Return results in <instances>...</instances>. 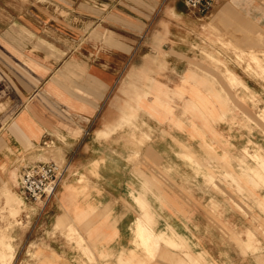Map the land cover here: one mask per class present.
I'll return each instance as SVG.
<instances>
[{"label":"crops","instance_id":"obj_1","mask_svg":"<svg viewBox=\"0 0 264 264\" xmlns=\"http://www.w3.org/2000/svg\"><path fill=\"white\" fill-rule=\"evenodd\" d=\"M246 50L264 51V0H217L207 17L184 0H0V194L44 162L34 149L69 164L49 235L17 238L35 264H88L71 228L98 264H264V80ZM246 148L260 157L244 168ZM216 167L233 170L218 191ZM136 199L178 249L143 248Z\"/></svg>","mask_w":264,"mask_h":264},{"label":"rangeland","instance_id":"obj_2","mask_svg":"<svg viewBox=\"0 0 264 264\" xmlns=\"http://www.w3.org/2000/svg\"><path fill=\"white\" fill-rule=\"evenodd\" d=\"M210 28L218 33V28H216L215 26L211 25ZM225 29L228 28L225 27ZM233 37L234 36L220 41L233 50ZM239 58L245 64L247 68L246 73L249 77L260 78L264 80V51L255 53L252 50H246L244 53H242V55L240 54ZM225 66L227 68L228 64H226ZM225 72L226 74H228L227 81L230 84L229 89L232 93H235V91L240 88V84H238L240 80L231 70L228 69L227 71L226 69ZM246 91L252 93L249 90ZM259 113L260 120H257L255 122L257 123V125L259 124L262 128H264V109L259 111ZM247 120L252 122L254 121V118L252 119L251 117H248ZM39 152L41 153V151L35 149L33 150V162L50 161V155L44 154L46 153V151H43L44 153H42L45 156L44 158L36 156V154ZM242 155V167L244 168H246V162H250L251 159L257 162L258 157H260V155L256 151L254 153H251V150H248L247 148L244 149ZM53 161L58 162L57 160ZM260 166L264 170L263 160L260 162ZM197 167V172H199V175H201L202 167L199 165H197ZM227 168L229 167H223L222 169H224L225 172L228 173ZM222 169L220 167H216L215 171H211L212 175L214 176L211 177L210 181H208V184L214 186L216 191H218V187L215 184V173L222 172ZM229 169L232 170L231 168ZM255 189L261 190L262 187L260 186V184H258L257 186H255ZM13 199L19 200L20 203L18 204V208L17 204L15 202H12ZM21 200L23 201L20 192H17L13 188L9 190V193L4 189V191L0 194V264H35L36 260L38 259V254L37 252H35V249L38 248L36 244L33 243V240H31L27 245H19L20 241H17V238L27 239L29 237L30 231L33 228H37L40 231L41 234L38 237L43 236L45 233L46 237L47 235H49L47 234V231L52 216L48 213V210H46V212L40 217L39 210L37 209L36 205H32L27 202L23 203ZM136 201L138 202L142 210L146 209L145 216L138 222V238L145 243L143 245V248L148 253L152 252L153 254H155L152 250L158 248L160 243L163 242L168 247L178 249L179 247L173 240V237L166 236L165 234L158 237L150 233V231L146 228L148 227V224L150 222V214L148 212V209L146 208L148 207V204H145L140 199H136ZM26 216H30V218L27 220ZM39 217L40 219L38 220ZM31 220H33V222H31ZM68 238L70 241L77 243L79 251H81L83 256L88 259V264H98L96 263V257L94 253L86 245L85 241L80 237V235L76 234V231L74 229H70ZM186 257L189 260H193L192 258H194L188 253H186Z\"/></svg>","mask_w":264,"mask_h":264},{"label":"built area","instance_id":"obj_3","mask_svg":"<svg viewBox=\"0 0 264 264\" xmlns=\"http://www.w3.org/2000/svg\"><path fill=\"white\" fill-rule=\"evenodd\" d=\"M216 1L184 0V3L191 11L207 17L213 12ZM68 167L69 164L55 161L34 162L23 167L19 186L21 198L24 202L36 205L40 217L46 212L66 179ZM29 218L30 216H26L27 220Z\"/></svg>","mask_w":264,"mask_h":264},{"label":"bare ground","instance_id":"obj_4","mask_svg":"<svg viewBox=\"0 0 264 264\" xmlns=\"http://www.w3.org/2000/svg\"><path fill=\"white\" fill-rule=\"evenodd\" d=\"M263 163V162H262ZM228 181V180H227ZM8 193L10 189H5ZM20 199V198H19ZM22 201V200H21ZM12 202H15L17 204V208H18V204L20 203L18 199H13ZM24 203V201H22ZM22 205V203H21ZM190 255V254H189ZM193 257V256H192ZM199 257V256H198ZM193 259V258H192ZM191 260V259H190ZM177 264V263H176Z\"/></svg>","mask_w":264,"mask_h":264}]
</instances>
